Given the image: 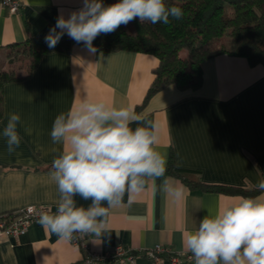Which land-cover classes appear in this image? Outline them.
Here are the masks:
<instances>
[{"label":"crops","instance_id":"crops-1","mask_svg":"<svg viewBox=\"0 0 264 264\" xmlns=\"http://www.w3.org/2000/svg\"><path fill=\"white\" fill-rule=\"evenodd\" d=\"M21 1L18 13L0 5L1 51L28 34L46 36L61 11L67 17L82 7V0ZM158 63L149 53H90L83 43H76L71 52L43 54L29 77L5 83L0 119V213L29 204L57 206L59 193L50 170L62 145L53 143L50 132L56 116L79 105L85 96L117 108L133 107L138 115L154 121L159 133L155 148L165 156L166 166L173 153L179 167L196 170V176L208 183L251 187L264 180V65L221 53L202 62L199 88L182 90L169 84L145 99ZM13 112L21 116L17 126L21 143L10 154L2 131ZM165 179L172 186H182L183 195L174 198L166 193ZM238 196L244 195L194 189L172 174L148 179L132 204L125 194L119 206L109 209L107 231L101 238L90 235L89 242L100 252H111L119 244L132 249L165 244L187 251L184 234ZM75 199L84 207L91 203L79 196ZM0 264L97 263H86L80 247L33 223L21 236L0 241ZM134 264L173 263L140 256Z\"/></svg>","mask_w":264,"mask_h":264},{"label":"clouds","instance_id":"clouds-1","mask_svg":"<svg viewBox=\"0 0 264 264\" xmlns=\"http://www.w3.org/2000/svg\"><path fill=\"white\" fill-rule=\"evenodd\" d=\"M170 17L181 19L183 10L165 0H117L108 5L103 0H82V7L67 17L61 11L45 43L55 48L67 34L95 53L93 41L101 34L113 33L136 18L141 23L168 24ZM20 121V114L10 113L2 131L10 154L21 143ZM50 136L62 145L50 170L59 200L56 212H42L38 223L60 239L71 240L76 233L101 238L107 231L109 209L119 206L125 194L132 204L148 179H159L166 172V158L155 148L157 124L130 106L117 108L85 96L79 105L56 116ZM255 188L259 195L232 198L184 234L183 245L195 264H264V180ZM163 190L174 198L184 192L167 179ZM77 196L91 203L78 205Z\"/></svg>","mask_w":264,"mask_h":264},{"label":"trees","instance_id":"trees-1","mask_svg":"<svg viewBox=\"0 0 264 264\" xmlns=\"http://www.w3.org/2000/svg\"><path fill=\"white\" fill-rule=\"evenodd\" d=\"M105 5L117 0H103ZM169 5L181 7L183 17H170L168 24L140 22L138 18L121 25L115 32L101 34L93 45L99 52L131 50L153 54L158 58L155 77L148 88L151 94L169 84L182 90L197 89L203 82L202 62L221 53L245 57L251 65H264V0H165ZM227 35L228 41L221 38ZM214 40H220L215 46ZM77 42L62 37L55 48L45 43V36L28 34L25 40L13 44L10 68L0 67V119L3 114V87L14 80L27 78L43 54L53 51L71 52ZM11 46V47H14ZM25 56L23 71L13 68L15 52ZM165 174H172L192 188L217 190L231 194L253 196L259 192L255 186L245 187L208 183L197 177L193 169L179 167L171 153Z\"/></svg>","mask_w":264,"mask_h":264},{"label":"built area","instance_id":"built-area-1","mask_svg":"<svg viewBox=\"0 0 264 264\" xmlns=\"http://www.w3.org/2000/svg\"><path fill=\"white\" fill-rule=\"evenodd\" d=\"M0 5L11 13H18L23 6L21 0H0ZM57 206L51 204H29L13 211L0 213V241L4 238L19 237L24 234L33 223H38L40 214L44 211L56 212ZM90 235L74 234L70 242L80 247L84 253L86 263L97 264H134L140 256H146L153 262L170 260L173 264H195L193 255L188 251L175 250L165 244H157L151 248L132 249L121 244L113 251L100 252L92 249Z\"/></svg>","mask_w":264,"mask_h":264},{"label":"rangeland","instance_id":"rangeland-1","mask_svg":"<svg viewBox=\"0 0 264 264\" xmlns=\"http://www.w3.org/2000/svg\"><path fill=\"white\" fill-rule=\"evenodd\" d=\"M129 25L131 26V22H129ZM221 40L224 42H227L228 36L224 35L221 38ZM219 42H220V40H214L212 42V45L216 46ZM12 50L15 51V46L10 47V48L6 49L5 51L0 50V67L10 68V63H12L10 61L11 60L10 58L12 57V55H11L12 53H9V51H12ZM14 51H12V52H14ZM25 64H26L25 56L19 51L15 52V57H14V61H13V66H14L13 68H15L16 70H19V71H23Z\"/></svg>","mask_w":264,"mask_h":264}]
</instances>
